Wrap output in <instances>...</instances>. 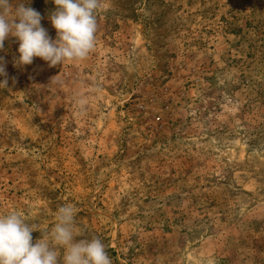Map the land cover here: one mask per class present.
Returning a JSON list of instances; mask_svg holds the SVG:
<instances>
[{
    "label": "rangeland",
    "instance_id": "rangeland-1",
    "mask_svg": "<svg viewBox=\"0 0 264 264\" xmlns=\"http://www.w3.org/2000/svg\"><path fill=\"white\" fill-rule=\"evenodd\" d=\"M50 38L51 0H31ZM84 60L0 51V215L112 264H264V0H100ZM3 79V78H0Z\"/></svg>",
    "mask_w": 264,
    "mask_h": 264
},
{
    "label": "clouds",
    "instance_id": "clouds-1",
    "mask_svg": "<svg viewBox=\"0 0 264 264\" xmlns=\"http://www.w3.org/2000/svg\"><path fill=\"white\" fill-rule=\"evenodd\" d=\"M48 19L56 31L49 37L42 16L29 7L31 0H0V51L4 42H18L15 66H26L40 58L49 66L84 60L95 48L98 30L96 10L100 0H51ZM0 57V88L8 85ZM51 241L43 236L33 242V226L15 211L0 215V264H112L99 239H77L74 206L65 204L55 213Z\"/></svg>",
    "mask_w": 264,
    "mask_h": 264
}]
</instances>
